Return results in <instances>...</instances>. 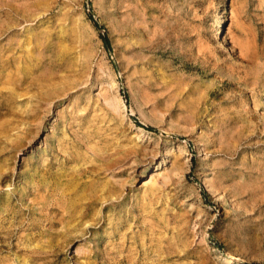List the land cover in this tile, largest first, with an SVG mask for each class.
Returning <instances> with one entry per match:
<instances>
[{
  "label": "rangeland",
  "instance_id": "1",
  "mask_svg": "<svg viewBox=\"0 0 264 264\" xmlns=\"http://www.w3.org/2000/svg\"><path fill=\"white\" fill-rule=\"evenodd\" d=\"M229 260L264 264V0H0V264Z\"/></svg>",
  "mask_w": 264,
  "mask_h": 264
},
{
  "label": "trees",
  "instance_id": "2",
  "mask_svg": "<svg viewBox=\"0 0 264 264\" xmlns=\"http://www.w3.org/2000/svg\"><path fill=\"white\" fill-rule=\"evenodd\" d=\"M88 18L89 20L91 21L93 27L100 31L101 30V26L99 25V23L94 19L93 15L89 14L88 15ZM100 38L103 42V45L105 46L106 50L110 53L111 52V47H110V41H109V38L107 37V35L103 34V35H100ZM120 92H121V95L124 99V102L127 104L128 103V94H127V91L126 89L124 88V86L122 84H120ZM135 123L139 126V127H142L144 128L145 130L147 131H152V132H156V129L153 128V127H150V126H144V125H141L140 123H138L136 120H135ZM202 199L204 202H207V194L202 191Z\"/></svg>",
  "mask_w": 264,
  "mask_h": 264
},
{
  "label": "bare ground",
  "instance_id": "3",
  "mask_svg": "<svg viewBox=\"0 0 264 264\" xmlns=\"http://www.w3.org/2000/svg\"><path fill=\"white\" fill-rule=\"evenodd\" d=\"M28 18V17H27ZM41 46V45H40ZM60 50V49H59ZM22 78V77H21ZM259 78H260V76H259ZM21 80V79H20ZM258 83V82H257ZM252 91V90H251ZM252 93V92H251ZM255 93V92H254ZM120 97V96H119ZM58 98V97H57ZM254 99V98H253ZM39 100V99H38ZM45 100V99H44ZM70 100V99H69ZM256 100V99H255ZM117 102V101H116ZM254 102V101H253ZM256 102V101H255ZM117 104V103H116ZM119 104H121V103H119ZM47 105V104H46ZM121 106V105H120ZM259 106V105H258ZM126 107V106H125ZM257 107V106H256ZM46 108V107H45ZM122 111V110H121ZM118 112H119V110H118ZM121 113V112H120ZM123 113V112H122ZM92 129V128H91ZM138 130H140L139 129V127L137 128ZM78 132V131H77ZM61 136V135H60ZM77 138V137H76ZM66 145V144H65ZM57 148V147H56ZM77 153V152H76ZM83 153V152H82ZM84 154V153H83ZM87 154V153H86ZM65 155V154H64ZM86 156V155H85ZM93 163V162H92ZM96 164V163H95ZM87 165V164H86ZM107 165H109V164H107ZM120 167V166H119ZM54 168V167H53ZM115 170V169H114ZM85 171H86V169H85ZM103 173V172H102ZM52 174V173H51ZM78 174V173H77ZM93 174V173H92ZM95 174H96V172H95ZM107 174V173H106ZM74 175V174H73ZM80 175V174H79ZM40 176V175H39ZM125 179V178H124ZM75 180H76V178H75ZM98 180V179H97ZM116 180V179H115ZM113 182V181H112ZM52 183V182H51ZM117 183V182H116ZM122 183H124V181L122 182ZM121 184V183H120ZM125 184V183H124ZM123 184V185H124ZM38 185V184H37ZM116 185V184H115ZM69 187H70V185H69ZM39 189V188H38ZM122 189V188H121ZM126 189V188H125ZM107 190V189H106ZM47 191V190H46ZM103 191V190H102ZM111 191V190H110ZM151 192V191H150ZM56 193H57V191H56ZM57 195V194H56ZM85 195V194H84ZM82 196V195H81ZM61 197V196H60ZM121 197H122V195H121ZM120 197V198H121ZM92 198V197H91ZM64 199V198H63ZM102 199V198H101ZM144 199V198H143ZM146 199V198H145ZM144 199V200H145ZM65 200V199H64ZM143 200V201H144ZM70 203V202H69ZM86 203V202H85ZM150 204V203H149ZM160 204V203H159ZM73 206V205H72ZM149 206V205H148ZM76 207V206H75ZM144 207V206H143ZM150 207V206H149ZM2 208V207H1ZM83 208V207H82ZM21 209V208H20ZM82 211V210H81ZM149 211H150V209H149ZM153 211V210H152ZM34 214V213H33ZM92 214V213H91ZM127 215V214H126ZM77 217V216H76ZM78 218V217H77ZM94 218V217H93ZM97 218V217H96ZM54 219V218H53ZM81 219V218H80ZM96 220V219H95ZM54 221V220H53ZM145 221V220H144ZM143 221V222H144ZM90 222V221H89ZM79 223V222H78ZM145 223V222H144ZM86 225V224H85ZM151 225V224H150ZM152 227V226H151ZM61 231V230H60ZM124 231V230H123ZM64 233V232H63ZM57 235H58V233H57ZM67 235V234H66ZM69 235V234H68ZM67 235V236H68ZM71 235V234H70ZM163 239V238H162ZM146 242V241H145ZM149 243V242H148ZM155 243V242H154ZM161 248V247H160ZM153 253V252H152ZM159 253V252H158ZM159 255V254H158ZM230 264H233V261L232 260H229L228 261Z\"/></svg>",
  "mask_w": 264,
  "mask_h": 264
}]
</instances>
